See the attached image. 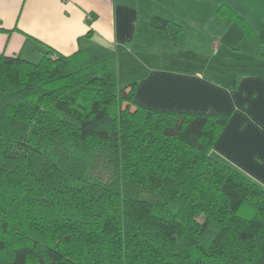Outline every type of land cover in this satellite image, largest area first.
Segmentation results:
<instances>
[{"label": "trees", "instance_id": "trees-1", "mask_svg": "<svg viewBox=\"0 0 264 264\" xmlns=\"http://www.w3.org/2000/svg\"><path fill=\"white\" fill-rule=\"evenodd\" d=\"M134 83L99 46L0 53V264H264V187L211 154L229 112L149 106Z\"/></svg>", "mask_w": 264, "mask_h": 264}, {"label": "crops", "instance_id": "crops-1", "mask_svg": "<svg viewBox=\"0 0 264 264\" xmlns=\"http://www.w3.org/2000/svg\"><path fill=\"white\" fill-rule=\"evenodd\" d=\"M221 1L227 2L251 24L245 11L239 9L238 0ZM164 2L168 3L166 8ZM217 2L0 0V53L36 60L28 56L38 55L46 47L74 56L89 46L110 50L116 59L119 85L134 81L138 101L162 109L229 112L211 154L218 160L230 162L264 187V106H261L264 104L254 98L245 99L247 95L252 97L263 76L254 72L232 83L231 78L224 79L221 83L225 85L220 86L221 83L216 82V75L211 72L218 58L211 56L202 63L194 60V64H191L188 57H175L179 45L178 48L174 47L171 57L174 63L182 67L151 61L155 55L161 56L164 47H172L164 44L166 32L151 25L153 15L174 20H179L180 15L203 18L209 14L215 17L218 15L214 10ZM178 3L183 4V12L176 8ZM192 3V7H189ZM195 3L202 4L201 8H197L201 14H195ZM218 17L222 36L243 33L233 20ZM255 32L259 34V31ZM258 53L264 54V51L257 48L253 60L258 61ZM209 60L212 62L209 63ZM259 62L264 66V59H259ZM135 65L140 69L136 70ZM245 78L249 80L243 82ZM121 79L123 81L120 83Z\"/></svg>", "mask_w": 264, "mask_h": 264}, {"label": "rangeland", "instance_id": "rangeland-1", "mask_svg": "<svg viewBox=\"0 0 264 264\" xmlns=\"http://www.w3.org/2000/svg\"><path fill=\"white\" fill-rule=\"evenodd\" d=\"M238 1L240 5L239 9L245 11L244 14L250 20L251 24L253 23L252 25L254 29L256 31H259V34H257L258 40L254 41L248 39L245 36L243 30L242 34L222 36L219 29L220 25L218 23V15L212 17L209 14H205L203 18H187L181 16V13H178L180 16L177 19H179L180 21L174 20V18L170 19L176 21L181 26L178 43L180 49L178 51V55L175 57H188L191 64H194V60H196L198 63H202L205 60L210 59L211 56L217 57L218 59L216 66L211 72L216 75L217 78L215 79H217L216 82L218 83H221L224 79L228 80L229 78H231L232 83L233 80L236 79L235 81H238L240 78L248 76L249 74H252L254 72L261 74V76L263 77H261V80L257 84V90L254 92L255 94L253 93L252 97L251 95H247L245 96V99L248 101L251 98H254L255 100H258L264 104V66L259 62V59H264V54L258 53V56L260 57L258 61L253 60L257 48L264 51V0ZM193 3L189 4V7H192ZM220 3L221 2H219L218 0L217 5L219 6ZM163 5L164 8H166L168 3L164 2ZM182 5V3H178V6L176 7L181 12H183ZM201 7V3H195L194 8H196V15L201 14L197 11V8ZM216 7L214 10H216ZM227 15H221V17H226L228 18L227 20H233L238 25V23L235 21V17H233L231 14ZM165 43L168 45H172V47H164L161 56L159 54L155 55V58H151V61H154V64L163 61L164 65L170 67H182L180 64L174 63V58L172 60L171 57L173 55L172 50L174 49V47L178 48L177 45L174 46L172 40L167 36L166 38H164V44ZM40 54L28 57L37 59ZM211 62L212 61H210L209 63ZM135 69L138 70L140 69V67H137L135 65ZM248 80V78H245L243 79V82H246ZM122 81L123 80L121 79L120 83ZM224 85L225 84L223 83L220 84V86ZM131 108L133 107L131 106Z\"/></svg>", "mask_w": 264, "mask_h": 264}]
</instances>
